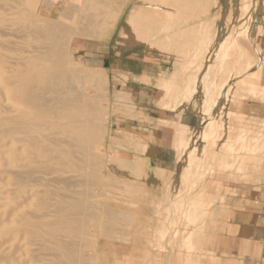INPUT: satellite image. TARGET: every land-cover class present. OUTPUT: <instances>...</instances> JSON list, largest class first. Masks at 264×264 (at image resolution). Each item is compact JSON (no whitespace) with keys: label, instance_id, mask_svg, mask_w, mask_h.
<instances>
[{"label":"rangeland","instance_id":"1","mask_svg":"<svg viewBox=\"0 0 264 264\" xmlns=\"http://www.w3.org/2000/svg\"><path fill=\"white\" fill-rule=\"evenodd\" d=\"M85 1L29 0L24 5L27 12L23 11L27 15L21 16L20 21L26 27L33 25L34 29H41L42 26V29H46V25L51 22L50 29L56 27L55 32L61 30L60 34L57 32L60 36V57L63 56L65 64L72 69L81 71L80 83L93 100L98 99L95 102L102 108H99V117L103 121L99 120V128H102L98 130L92 151L95 157L86 166L88 170L85 167L74 169V174H79L80 178L82 175V178L67 191H73L81 201L86 196V202L83 203L91 207H87L88 222L82 228L87 230H83L81 235L86 264H230L219 263L209 252L212 250L208 217L212 207L220 200L219 193L227 180L264 185V121L249 119L238 111L243 98L264 94V88L259 85L258 73L254 71L262 47L259 39L263 35L261 29H264L261 28L264 27L263 0H102L99 7L101 17L96 19L85 14L90 12L87 11L89 1ZM249 5V9H243ZM75 7L82 10L85 16ZM100 20L104 24L98 29ZM222 23L225 24L223 29H229V32L223 34L225 37L221 43L214 46L212 53L215 52V57H212L213 64L209 61V73L212 81L217 78L219 82L225 80L224 84H230L232 91H228L227 95L232 92L233 98L229 100L230 110L234 112H222L216 118L208 114L203 116L202 126L204 130H210L212 136L205 142L203 150L196 153L202 154L203 160L192 162L195 165L192 176L183 178L181 184L175 187L170 182L156 184L153 178L147 180V165L144 161L148 140L146 131L141 130V135L137 136L134 134L136 130L129 127L134 123L135 126H146V120L140 118L130 97L123 89H119V81L112 78V71L89 66L81 57L82 51L99 44L113 51L118 37L123 46L141 50L144 54L152 51L160 54L180 53L195 64L209 54L213 37L217 35L214 29H221L219 26ZM180 29H196L183 40L186 46L183 43L179 45ZM72 31L79 34L75 35ZM42 33L39 30L28 40H32L29 43L34 45L36 42V45L46 41L48 37L45 32ZM62 36L63 40L60 39ZM28 41H23L24 44L16 48H31L32 44L29 47ZM198 69L199 66L196 71ZM219 73L221 75L216 77ZM213 83L209 87L213 90L211 100L217 109L219 103L216 102L225 93L218 97L217 82ZM159 84L165 89L166 95L173 92L176 86L172 79L161 80ZM187 87L178 92L183 93ZM205 92L209 94L206 89ZM185 95L186 92L184 99ZM164 106L169 107L168 104ZM138 119L139 123L134 122ZM119 120L128 126L124 132L118 129ZM148 126L160 127L151 122ZM232 128L230 136H226ZM156 132L154 136H157ZM225 136L230 143L227 153L234 157L226 156L225 160L233 165L217 167L218 155L215 151L219 152ZM239 166H242L241 169L236 170ZM229 174L236 176L227 177ZM33 202L29 207L26 205L25 210L35 207L37 201ZM196 205L200 206L204 217L193 224L187 217ZM184 239L188 240L191 247L189 251L183 246ZM20 240L23 242L26 239L23 240L21 236ZM201 245L203 249L199 248ZM27 246L29 249L22 254V260L40 264L42 260L39 261L38 255L42 257L41 251L37 255V247ZM258 264H264V256Z\"/></svg>","mask_w":264,"mask_h":264},{"label":"bare ground","instance_id":"2","mask_svg":"<svg viewBox=\"0 0 264 264\" xmlns=\"http://www.w3.org/2000/svg\"><path fill=\"white\" fill-rule=\"evenodd\" d=\"M28 1L0 0V39L4 38L0 41V264H33L21 258L29 249L27 244L37 247V255L41 251L40 264H86L81 235L87 230L82 228L88 222L87 207H91L83 203L86 196L81 201L67 191L82 178L74 169L86 168L93 159L102 128L100 107L80 83L81 71L60 57V29H50L51 22L46 29L21 24ZM88 1L90 12L85 14L101 17L102 0ZM103 24L100 20L98 29ZM39 30L47 40L29 43ZM23 41L32 47L16 48ZM33 201H37L35 207L25 210ZM21 236L28 240L22 242Z\"/></svg>","mask_w":264,"mask_h":264},{"label":"crops","instance_id":"3","mask_svg":"<svg viewBox=\"0 0 264 264\" xmlns=\"http://www.w3.org/2000/svg\"><path fill=\"white\" fill-rule=\"evenodd\" d=\"M219 27L221 29H214L217 35L213 37L209 54L195 64L190 63V60L180 53L160 54L152 51L144 54L141 50L123 46V42L118 37H116L113 51L100 44L82 51L81 57L89 66L112 71V78L119 81V89H123L124 93L130 97L137 112L140 113V118L146 120V126H135L134 123L129 127L136 130L134 134L137 136L141 135V130L146 131L145 135L148 140L144 161L147 165V180L153 178L156 184L170 182L175 187L181 184L183 178L192 176L195 166L192 162L203 160L202 154L196 153L203 150L205 142L212 136L210 130H204L205 127L202 126L203 116L208 114L216 118L222 112L226 114L234 112L230 110L229 99L233 98L232 92L227 95L228 91H232L230 84L228 82L224 84L225 80L219 82L217 78L212 81L213 78H210L209 73V61L213 64L212 57H215V52L212 53L214 46L220 44L229 32V29H223L224 23ZM195 30L180 29L179 45L182 46L183 43V46H186L183 40L186 39V35H190ZM261 32L263 35L259 41L262 42V47L254 71L258 73L259 85L264 88V29H261ZM198 66L200 72L197 73ZM187 68H190V71L186 73ZM220 75L221 73L216 77ZM170 79L176 86L174 85L173 92L166 95L165 89L159 83L161 80ZM212 82H217L218 97L221 93H225L224 97L217 100L216 103H219L217 109L211 100L213 90L209 86ZM169 87L170 85L166 86V89ZM186 87L185 100L184 92L178 91ZM205 89L209 91V94H206ZM160 103L163 106H159ZM165 104L169 107H165ZM238 111L239 114L249 119L264 121V94L243 98ZM134 122L139 123L140 120ZM150 122L160 127L151 126L150 128L148 126ZM117 124H119L118 129L123 132L128 127L122 120H119ZM156 130L157 136H154ZM232 130L233 128L226 136H230ZM158 132L161 136H158ZM226 136L219 152L215 151L218 155L217 167L233 165L226 163L225 160L226 156L234 158L233 154L227 153L230 151V143ZM241 167H236V170ZM235 176L227 175V177ZM219 196L220 200L212 207L208 217L212 250L209 252H212V256L219 263L258 264L264 256V185L227 180ZM201 210L200 206L196 205L193 211L188 213V220L193 224L198 223L204 217H202ZM187 241L184 239L183 246L186 251H189L191 247ZM199 248L203 249V246ZM167 253L170 254L168 251ZM169 254H167L168 257Z\"/></svg>","mask_w":264,"mask_h":264}]
</instances>
